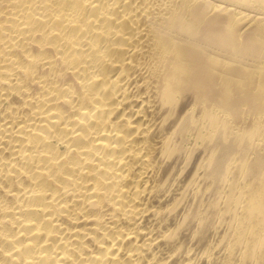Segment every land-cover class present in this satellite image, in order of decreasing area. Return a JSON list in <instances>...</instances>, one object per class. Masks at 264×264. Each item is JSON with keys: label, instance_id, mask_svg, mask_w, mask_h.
I'll use <instances>...</instances> for the list:
<instances>
[{"label": "bare ground", "instance_id": "1", "mask_svg": "<svg viewBox=\"0 0 264 264\" xmlns=\"http://www.w3.org/2000/svg\"><path fill=\"white\" fill-rule=\"evenodd\" d=\"M0 264H264V0H0Z\"/></svg>", "mask_w": 264, "mask_h": 264}]
</instances>
